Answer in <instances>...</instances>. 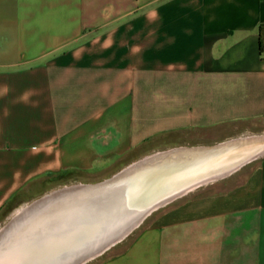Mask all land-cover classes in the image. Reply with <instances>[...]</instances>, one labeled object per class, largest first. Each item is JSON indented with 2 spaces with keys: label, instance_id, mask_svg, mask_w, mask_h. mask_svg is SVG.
I'll list each match as a JSON object with an SVG mask.
<instances>
[{
  "label": "crops",
  "instance_id": "crops-1",
  "mask_svg": "<svg viewBox=\"0 0 264 264\" xmlns=\"http://www.w3.org/2000/svg\"><path fill=\"white\" fill-rule=\"evenodd\" d=\"M263 22L264 0H0V220L30 182L108 176L162 134L264 133ZM221 180L91 264H264V154Z\"/></svg>",
  "mask_w": 264,
  "mask_h": 264
},
{
  "label": "water",
  "instance_id": "water-1",
  "mask_svg": "<svg viewBox=\"0 0 264 264\" xmlns=\"http://www.w3.org/2000/svg\"><path fill=\"white\" fill-rule=\"evenodd\" d=\"M264 154V134L172 147L96 182L56 187L0 225V264H85L125 239L153 211Z\"/></svg>",
  "mask_w": 264,
  "mask_h": 264
},
{
  "label": "rangeland",
  "instance_id": "rangeland-1",
  "mask_svg": "<svg viewBox=\"0 0 264 264\" xmlns=\"http://www.w3.org/2000/svg\"><path fill=\"white\" fill-rule=\"evenodd\" d=\"M259 124L256 121H236V122H229L223 123L212 127L206 128H198V129H188L182 130L179 132H171L167 134H162L159 136L156 142L153 143V147L151 151L146 152V154L142 155L145 156L149 153L164 150L172 147H191L197 145H212L214 143L224 141L230 138H235L239 136H255L264 134L259 130ZM148 151V150H147ZM142 156L135 157V158H127L124 160L118 167H123L124 165L128 164L131 161H134ZM258 158L255 160L250 161L242 165L239 169L231 173L225 179L221 181H217L215 184H226L230 185L238 179H241L244 175H246L252 167L256 164ZM119 168V169H120ZM117 171V170H116ZM114 173V172H113ZM111 175V174H110ZM109 176V175H108ZM102 176L97 177L96 175H86L81 172H67L52 176H45L43 178L36 179L29 184H27L16 196L13 203H11V208H9V212L0 220V225L3 221L9 216L12 212L16 211L19 207L23 204L39 197L43 193H46L56 187H60L63 185H68L72 183H91L96 182L101 179L108 177ZM196 190V189H194ZM194 190L190 191L193 192ZM189 193V192H188ZM184 196V195H183ZM178 200V199H175ZM173 202V201H172ZM164 207H161V209ZM161 209H157L154 212H158ZM146 218L142 221V223L135 228L125 239H123L118 244L114 245V247L107 250L102 255L98 256L97 258L88 261L85 264H91L103 257H106L118 250H120L123 245L131 238V236L135 233L137 229L142 227L146 223Z\"/></svg>",
  "mask_w": 264,
  "mask_h": 264
},
{
  "label": "trees",
  "instance_id": "trees-1",
  "mask_svg": "<svg viewBox=\"0 0 264 264\" xmlns=\"http://www.w3.org/2000/svg\"><path fill=\"white\" fill-rule=\"evenodd\" d=\"M257 51L260 58H264V22L257 26Z\"/></svg>",
  "mask_w": 264,
  "mask_h": 264
},
{
  "label": "bare ground",
  "instance_id": "bare-ground-1",
  "mask_svg": "<svg viewBox=\"0 0 264 264\" xmlns=\"http://www.w3.org/2000/svg\"><path fill=\"white\" fill-rule=\"evenodd\" d=\"M15 212V211H14Z\"/></svg>",
  "mask_w": 264,
  "mask_h": 264
}]
</instances>
